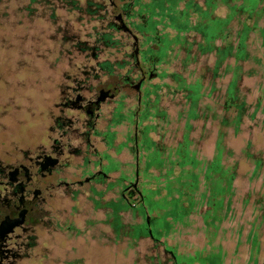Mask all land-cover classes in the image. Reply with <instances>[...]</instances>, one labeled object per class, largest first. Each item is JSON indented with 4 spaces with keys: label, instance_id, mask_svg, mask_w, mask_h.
Masks as SVG:
<instances>
[{
    "label": "rangeland",
    "instance_id": "1",
    "mask_svg": "<svg viewBox=\"0 0 264 264\" xmlns=\"http://www.w3.org/2000/svg\"><path fill=\"white\" fill-rule=\"evenodd\" d=\"M195 1L202 3V0ZM183 2L184 0H178L177 7L182 8ZM66 3V0H39L33 3L34 9L28 12L23 8L18 9L19 1L0 0V155L6 157L14 147L31 143L34 118L57 94L59 85L63 83L62 74L71 72L69 56L79 57L78 51L71 48L70 41L75 35L80 39H86V34H90L76 30L87 28L91 24H99L95 21L87 22V18L83 17L82 13L78 15L73 10H67ZM80 3L82 4V0ZM26 4L24 1V5ZM224 10L221 4L214 8V12L220 14H223ZM167 30L172 32L169 28ZM118 38L119 43H125L127 46L120 47L131 52L129 36L124 33L118 35ZM150 46L154 47L152 43ZM175 50L176 47L167 57L176 54ZM104 55L102 53L99 58ZM106 56L118 60L126 59L122 52H114ZM204 61L210 63L211 59L207 56ZM77 62L79 64L82 61L77 60ZM130 64L129 61L128 67ZM203 65L188 63L185 70L194 68L193 76H197L203 70ZM162 68L165 71L174 68L184 74V71L182 72L178 67L177 58L169 59L167 65H158V71ZM114 72L123 73L125 69L115 68ZM259 73L260 71L240 80L243 89L249 91L246 95L249 98L259 94L260 88L264 86V72L262 76ZM208 76L209 73L203 76V84L208 82ZM226 79L225 76L217 83H223ZM109 81L113 82L114 78L104 77V82ZM151 82L160 84L157 89L159 92L157 108L164 109L165 113L146 117L143 122L152 125V128H148V135L165 154L180 138L184 119L177 114L180 110L178 94L170 97L166 87L162 85L164 82L170 84V77L156 76ZM219 90L222 91V85ZM214 94L215 91L212 92V96ZM152 96L150 94V98ZM204 101L210 103L211 100L205 98ZM134 103L133 95L127 97L120 112H124L126 116L132 112ZM207 114L204 118L189 120L192 124L188 133V138L191 140L190 147L196 149V155L200 159H209L213 152L216 127ZM130 135V129L125 132V127L121 123L118 124L115 142L123 143L118 151L120 165L127 160L129 164L132 163L133 148ZM223 141L225 148L231 151V155L225 158L224 162L230 163L235 159L237 167V174L233 180L232 217H225L219 222L210 246L206 244L207 238L198 215L190 213L181 221L178 220V188H175L177 184H174L177 180L169 181L170 187L164 185L163 188L158 187L155 192L157 188L151 183L153 177L149 176L146 184V178L139 176V187L141 190L143 187L146 190L144 191L146 207L155 209L149 211L150 215L156 214L159 229L167 230L159 239L169 246L171 252L162 250V245H155L143 232L134 236L128 231L132 226L142 224L144 221L143 214L133 207V209H120L121 225L117 232H114L104 221L99 223V219L103 216L100 212L93 214L96 218L92 219L87 213V224L82 227L81 236L66 234L58 236L61 245H54L53 256L44 259L42 264H171L172 252L177 255H188L208 247L213 252H219L221 264H246L249 243L245 241V235L252 224L253 226L258 224L259 250L256 264H264V219L260 220L258 213L253 220V216L259 211V206L264 202V176L261 175L264 167V130L245 123L235 135H231L227 129ZM247 142H249L248 146ZM245 150L255 155L260 153L263 157V164L257 174L251 175L252 164L244 157ZM159 156L164 162L162 166L160 163L158 168V162L152 161L153 157H150L151 174H162L168 169L165 155ZM161 168L163 171H160ZM174 173L178 174L177 168H174ZM131 177V171H126L125 179ZM172 207L175 208V215L167 216L166 212ZM216 244L220 245V250L215 246Z\"/></svg>",
    "mask_w": 264,
    "mask_h": 264
},
{
    "label": "flooded vegetation",
    "instance_id": "2",
    "mask_svg": "<svg viewBox=\"0 0 264 264\" xmlns=\"http://www.w3.org/2000/svg\"><path fill=\"white\" fill-rule=\"evenodd\" d=\"M66 2L67 10L82 13L87 22L99 23L77 28V32L97 33L106 24L129 36L132 71L103 73L84 62L73 67L62 74L57 94L34 118L31 143L14 147L9 157L0 155V264H42L53 256L52 247L61 245L58 236H81L87 213L92 219L100 212L99 223L104 221L117 232L120 209L137 208L144 202L146 190L139 187V176L149 181L151 175L150 160L145 156L141 160L137 147L141 139L149 137L148 129L143 130L140 103L150 99L151 79L160 71L155 57L142 59L140 50L151 41L142 44L147 32L135 26L140 22L147 28L148 14L168 1ZM120 20L136 39L118 28ZM87 42L77 37L78 48H91L89 53L82 51V59L96 60V44ZM104 77L114 81L104 82ZM132 95L135 106L125 116L120 108ZM120 123L125 132L131 130V164L128 160L119 163L123 143H116L115 135ZM126 171H131V178L125 179ZM149 216L147 212L143 217L148 232L152 224ZM128 231L133 234L134 227Z\"/></svg>",
    "mask_w": 264,
    "mask_h": 264
},
{
    "label": "trees",
    "instance_id": "3",
    "mask_svg": "<svg viewBox=\"0 0 264 264\" xmlns=\"http://www.w3.org/2000/svg\"><path fill=\"white\" fill-rule=\"evenodd\" d=\"M16 1L20 2L18 9L23 8L30 12L34 9L33 3L39 0ZM167 1L168 5H158L156 11L148 14L147 28H142L140 22L135 28L140 32H147L142 36V44L151 41L154 45V47L147 46L140 50L143 60L155 57L158 65H167L169 59L177 58L178 67L182 72L184 71L182 74L174 68L170 71L162 68L159 73L160 77L167 75L171 79L170 84L166 82L162 84L166 87L167 94L170 97L178 94L180 110L177 114L184 119L183 129L176 144L168 148L165 154L151 137L146 136V139H141L137 147L139 158L142 160L145 156L151 163L150 157H153L152 161L158 162L157 168L164 162L159 155H165L168 169L165 173L151 175L154 179L151 183L157 188L155 192L158 187L163 188L164 185L170 187L169 181L177 180L174 184H177L175 188H178V220L181 221L190 213L198 215L207 238L206 244L210 246L219 222L225 217H232L231 200L237 167L235 159H232L230 163L224 162L225 158L231 155V151L225 148L223 141L226 131L228 129L231 135H235L245 123L264 130V86L260 88L259 94L249 98L246 96L249 91L244 90L240 84L242 77L253 76L258 71L262 76L264 72V0H202V3L184 0L182 8L177 7L178 0ZM218 4L224 7L223 14L214 12ZM167 28L172 32H169ZM122 34L124 33L106 24L101 32L86 34L87 45L91 42L96 44L94 48L96 60L89 61L82 59V51L89 53L91 48L89 46L78 48L77 37L73 36L70 46L78 51L79 57L69 56L70 69L84 62L86 67L92 66L103 73H113L115 68L131 72V66L128 67L129 59H127L131 52L121 48L120 46H127L125 43H119L118 40V35ZM174 47H176V54L167 57ZM114 52H122L126 59L118 60L106 56ZM102 53L105 55L99 58ZM207 56L211 59L210 63L204 61ZM77 60L82 62L78 64ZM188 63L204 64L203 70L197 76H193L194 68L185 70ZM206 73H209L208 82L203 84L202 79ZM225 76L227 79L223 83H217ZM221 85L222 91L219 90ZM159 87L160 84L152 83L150 90L152 98L141 101V119L145 120L146 117L165 113L164 109L157 108ZM213 91H215L214 96H212ZM205 98H210V103L204 101ZM206 114L212 120L216 131L211 157L200 159L196 155V149L190 147L191 140L188 138V133L192 124L189 120L204 118ZM151 126V124H144L143 130L152 128ZM248 145L249 142H247ZM244 157L252 164L251 175L257 174L263 164L260 153L255 155L245 150ZM174 168H177L178 174L174 173ZM261 173L264 176V167ZM147 182L146 180L145 183ZM145 205L146 196H144V202L137 207L143 217L147 212L155 210L153 207L145 209ZM258 209L253 220L258 213L260 220L264 219V202ZM155 215L151 214L148 217L152 221L149 232L144 220L142 224L133 226V235L138 236L143 232L155 245H162V250L171 252L169 246L159 239L166 234L167 230L159 229ZM166 215H175V208H170ZM257 228L258 224L257 226L252 224L245 235V241L249 243L246 264L257 263L259 250ZM215 246L220 250L219 244ZM170 262L171 264H221V257L219 252H213L208 247L188 255H177L172 252Z\"/></svg>",
    "mask_w": 264,
    "mask_h": 264
},
{
    "label": "water",
    "instance_id": "4",
    "mask_svg": "<svg viewBox=\"0 0 264 264\" xmlns=\"http://www.w3.org/2000/svg\"><path fill=\"white\" fill-rule=\"evenodd\" d=\"M118 28H121L122 30L127 31V32L131 35V37H132L133 39H136V35H135L134 33H132L131 30H130V29L125 25V23L122 22L121 20H120V24H119ZM108 91H109V90H108ZM109 93L112 95V94H114L115 92H114V90H110ZM133 184H135V183H133ZM3 221H4V220H3ZM3 221H2V223H3Z\"/></svg>",
    "mask_w": 264,
    "mask_h": 264
},
{
    "label": "crops",
    "instance_id": "5",
    "mask_svg": "<svg viewBox=\"0 0 264 264\" xmlns=\"http://www.w3.org/2000/svg\"><path fill=\"white\" fill-rule=\"evenodd\" d=\"M159 169H160V168H159ZM160 171H163V168H161V170H160ZM151 175H155V174H153V173H152ZM151 175H150V176H151Z\"/></svg>",
    "mask_w": 264,
    "mask_h": 264
}]
</instances>
